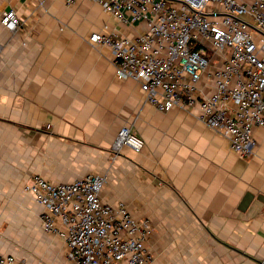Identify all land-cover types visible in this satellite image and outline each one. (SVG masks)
Here are the masks:
<instances>
[{"label":"crops","instance_id":"crops-1","mask_svg":"<svg viewBox=\"0 0 264 264\" xmlns=\"http://www.w3.org/2000/svg\"><path fill=\"white\" fill-rule=\"evenodd\" d=\"M9 8L16 32L1 23ZM105 24L130 36L144 28L90 0H0V252L74 264L23 187L35 175L69 183L104 173L102 199L151 225V264H264V127L254 129L252 155L240 156L195 109L157 110L138 81L117 76L108 47L89 43ZM126 124L144 146L113 159Z\"/></svg>","mask_w":264,"mask_h":264},{"label":"built area","instance_id":"built-area-1","mask_svg":"<svg viewBox=\"0 0 264 264\" xmlns=\"http://www.w3.org/2000/svg\"><path fill=\"white\" fill-rule=\"evenodd\" d=\"M126 26L144 25L130 36L105 24L88 37L108 47L121 79L140 83L157 110L195 109L197 118L220 133L231 150L250 156L256 127H264V0H90ZM74 3L76 0H67ZM1 23L16 32L14 8ZM210 86L209 92L200 84ZM128 146L139 152L144 139L123 125L111 146L112 158ZM107 174L92 173L69 183L32 176L23 190L43 207L44 230L64 240L74 264H151L148 221L124 203L106 202ZM0 264H26L0 252Z\"/></svg>","mask_w":264,"mask_h":264},{"label":"water","instance_id":"water-1","mask_svg":"<svg viewBox=\"0 0 264 264\" xmlns=\"http://www.w3.org/2000/svg\"><path fill=\"white\" fill-rule=\"evenodd\" d=\"M253 197H254L253 194L248 193L244 198V200L242 201V205L240 206V208L244 210L250 204Z\"/></svg>","mask_w":264,"mask_h":264},{"label":"rangeland","instance_id":"rangeland-1","mask_svg":"<svg viewBox=\"0 0 264 264\" xmlns=\"http://www.w3.org/2000/svg\"><path fill=\"white\" fill-rule=\"evenodd\" d=\"M58 247L61 248L62 251H65L66 250V247H65V245H63V243H61Z\"/></svg>","mask_w":264,"mask_h":264}]
</instances>
